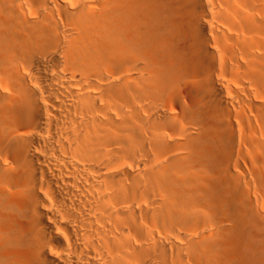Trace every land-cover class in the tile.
Returning a JSON list of instances; mask_svg holds the SVG:
<instances>
[{
    "label": "bare ground",
    "instance_id": "6f19581e",
    "mask_svg": "<svg viewBox=\"0 0 264 264\" xmlns=\"http://www.w3.org/2000/svg\"><path fill=\"white\" fill-rule=\"evenodd\" d=\"M0 264H264V0H0Z\"/></svg>",
    "mask_w": 264,
    "mask_h": 264
}]
</instances>
